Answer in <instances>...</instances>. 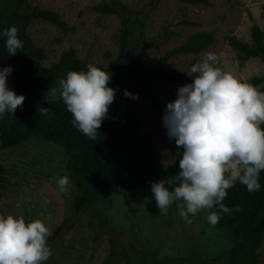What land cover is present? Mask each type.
<instances>
[{
    "label": "rangeland",
    "instance_id": "obj_1",
    "mask_svg": "<svg viewBox=\"0 0 264 264\" xmlns=\"http://www.w3.org/2000/svg\"><path fill=\"white\" fill-rule=\"evenodd\" d=\"M110 0H23L18 14L26 16L34 7L56 12L64 25L29 17L26 32L44 58L37 67L55 63L61 53L73 48L76 57L102 69H109L119 51L120 17L96 11L94 6ZM130 18L129 48L139 55L144 70L151 69L163 54L187 41L193 34L211 31L214 41L198 52H181L160 61V67L174 71L179 79H158L152 91L159 108L147 98L135 104L124 91L136 94L143 76L135 73L118 94L123 111L132 107L139 135L150 134L151 145L160 152L164 165L175 162L178 147L169 139L162 117L167 102L187 83L190 68L209 52L218 57L217 66L264 91V60L244 57L228 41L236 36L250 42L253 24L264 31V0H208L189 3L181 0H120ZM19 0H0L3 24L10 25ZM141 24V25H140ZM110 112L108 113V116ZM264 126V125H263ZM76 151L67 142L43 133H34L18 145L0 148V215L24 216L26 223L41 219L52 233L51 258L45 264H228L227 250L232 236L227 230L211 226L207 211L190 216L187 223L176 204L167 215L161 213L154 197L142 190L124 191L117 186L92 190L93 199L76 215L75 200L81 196L75 182ZM67 175L69 193L59 190L57 180ZM45 198L49 203H45ZM19 205V206H17ZM74 216V217H73ZM69 225L57 235L53 230L64 219ZM256 264H264V231L256 249Z\"/></svg>",
    "mask_w": 264,
    "mask_h": 264
},
{
    "label": "clouds",
    "instance_id": "obj_2",
    "mask_svg": "<svg viewBox=\"0 0 264 264\" xmlns=\"http://www.w3.org/2000/svg\"><path fill=\"white\" fill-rule=\"evenodd\" d=\"M3 36L8 55L23 48L16 25L5 28ZM217 62L215 53H206L190 68L192 82L180 86L176 99L167 102L162 121L169 139L183 152L178 172L151 184L161 213L167 215L175 203L179 216L191 223L190 216L206 210L211 226L222 214L243 210L223 203L228 190L239 182L249 193L259 191L264 171V91L222 70ZM86 69L69 70L47 90L44 101L62 102L71 113L72 125L95 140L118 89L109 86L110 72L91 63ZM11 72V66L0 69V118L14 115L25 101L23 94L7 86ZM124 95L138 99L127 89ZM39 112L48 118L51 109L41 107ZM70 183L67 175L57 180L64 194L69 193ZM44 202L49 203L47 198ZM51 235L41 219L26 223L22 215H0V264H45L53 254L48 244Z\"/></svg>",
    "mask_w": 264,
    "mask_h": 264
},
{
    "label": "trees",
    "instance_id": "obj_3",
    "mask_svg": "<svg viewBox=\"0 0 264 264\" xmlns=\"http://www.w3.org/2000/svg\"><path fill=\"white\" fill-rule=\"evenodd\" d=\"M22 1L19 0L9 21L10 25H16L19 28V38L23 43V48L18 49L15 55H8L5 48L4 18L0 9V69L11 66L12 72L7 77V86L17 95L25 96L22 108L18 107L14 115L5 113L3 118H0V148L18 145L34 133H43L52 139L71 144L76 151L75 182L81 192V196L73 205L75 215L94 197L88 186L92 190L113 186L124 191L142 190L154 197L151 184L178 172L183 148H178L179 157L175 162L164 165L161 162L159 150L151 145L150 134H138L139 125L133 104L144 97L152 106L159 108L157 98L152 91V83L158 79L168 81L179 79V75L174 71L160 67V61L177 53L198 52L208 47L214 41L213 33L201 31L193 34L183 44L167 50L151 69L144 70L139 55L144 52L145 46H141L136 58H134V50L129 48L128 7L120 0L96 4L94 6L96 11L116 14L120 17L118 54L109 69L101 68L112 74L109 86L118 90L114 102L109 106L110 115L103 120L101 128L98 129L97 138L91 140L72 125L71 113L62 102L47 104L44 101L47 90L56 86L59 79L65 78L69 70L86 71L88 63L76 57L74 49L70 47L61 53L55 63L48 67H37L35 62L44 58V51L33 44L26 32L28 18H42L58 26H63L64 22L56 12L38 7H34L26 16L19 15L18 9ZM181 1L208 3V0ZM250 37V42L241 41L236 36H230L228 41L242 56L259 57L264 60L263 29L253 24ZM136 72L143 76L142 85L136 92L138 99H132V107L123 111V102L118 98L119 90ZM190 75L187 83L192 82ZM262 79L264 75L254 81ZM41 107L51 109L48 118L40 115ZM262 128H264L263 125ZM260 184L259 191L249 193L246 186L237 182L228 190V195L223 201L230 208L240 205L243 209L240 212L222 214L221 219L214 226L227 230L232 236V244L227 250L228 264H256V249L261 244L264 231V171L260 173ZM71 220L64 218L53 230V235H57L64 227H67ZM51 241L52 236L48 237L49 246ZM108 262L109 258H106L101 264Z\"/></svg>",
    "mask_w": 264,
    "mask_h": 264
}]
</instances>
